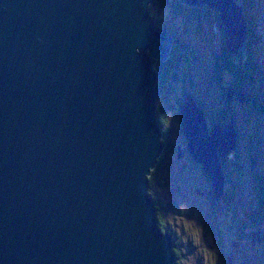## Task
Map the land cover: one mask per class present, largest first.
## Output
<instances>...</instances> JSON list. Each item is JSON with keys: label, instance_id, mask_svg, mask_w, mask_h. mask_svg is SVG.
<instances>
[{"label": "water", "instance_id": "1", "mask_svg": "<svg viewBox=\"0 0 264 264\" xmlns=\"http://www.w3.org/2000/svg\"><path fill=\"white\" fill-rule=\"evenodd\" d=\"M150 1L0 0V264H175L148 193L163 147L152 61L173 38ZM179 1L217 12L240 63L241 3ZM179 108L218 200L234 119L207 125L191 92Z\"/></svg>", "mask_w": 264, "mask_h": 264}, {"label": "rangeland", "instance_id": "2", "mask_svg": "<svg viewBox=\"0 0 264 264\" xmlns=\"http://www.w3.org/2000/svg\"><path fill=\"white\" fill-rule=\"evenodd\" d=\"M250 4L247 11L252 19L251 45L257 64L254 71L256 83L244 86L246 96L243 99L231 94L228 95L230 100L224 97L229 105L227 115L232 112L231 116L234 117L233 122L238 130V159L243 167V171L238 172L234 166H226L230 178L229 183L225 184L226 192L231 194L235 210H241L243 205H248L246 208L253 205L255 187L264 180V109H254L249 102L250 97L253 96L252 100L259 96L264 105V0H252ZM217 29L218 24L209 21L201 27L199 35L193 31L191 35L181 32L183 39L193 50H182L183 57L176 67V77L171 84L173 95L181 96L194 89L208 107H213V103L224 106L218 93L219 87L215 85L217 82L214 81L213 70L209 68L214 64L213 57L218 52V44L220 45L221 37H217ZM232 60L239 65L238 61ZM223 72L221 81L227 92L233 80L228 72ZM191 82L192 89H189ZM181 136L177 133L176 140L180 144L183 143ZM231 159L234 158L230 157L225 162ZM201 176L198 166L184 165L178 170L177 165H174V186H171V192L168 191V185L159 191V196L163 199L168 194L177 197L178 209L182 211L175 219L180 236L176 239V246L178 245L181 253L179 263L221 264L222 260H229L231 257L235 259V264H242L241 261L246 264H264V217L254 224H251V220L246 221L243 216H238L239 223L232 222L225 203L220 200V204H216L217 199L212 196L214 202L211 204L197 192V189L202 191L205 187ZM261 184L264 193V182ZM180 220L183 225H179Z\"/></svg>", "mask_w": 264, "mask_h": 264}, {"label": "trees", "instance_id": "3", "mask_svg": "<svg viewBox=\"0 0 264 264\" xmlns=\"http://www.w3.org/2000/svg\"><path fill=\"white\" fill-rule=\"evenodd\" d=\"M240 1L242 2L245 11L248 36L245 45V56L240 61L239 65L232 60L231 56L229 55L225 47L224 33L222 27L220 26L221 24L219 22L217 12L213 11L207 6H188L180 2L179 0H151L149 2L148 9L151 18L154 20L156 24L166 26L169 32L173 36L167 58L163 61H158L156 59H153L152 61L153 68L157 72L156 82L159 90V98L156 106V116H157V122L160 124L161 129L163 130L162 143L164 147L162 152L159 154V157L157 158V162L155 163L154 167L151 169L150 174L148 175V181H149L148 193L151 196V199L153 200L155 207L157 208L156 218L161 230H164V226H166L167 224H166L165 216L163 217L162 216L163 214H161L160 212L161 207H163L164 199L159 196V191L157 189L158 187L156 181L157 179L158 181L161 180L164 181L162 175L165 173V170L169 166V161L166 160L165 158L168 152L167 146H165L166 139H167V143L169 141L170 144V136H172L170 134L171 126L168 123L169 121L168 115L172 116L173 118H176L177 120L180 119L179 107L183 96V95L181 96L173 95V89L171 84L173 82L172 80H174L176 77V73H174L176 67L178 66L180 59L183 57L182 50L183 49H187L188 51L193 50L192 47H190L188 43L183 39L181 32H184L183 34L186 35H191L193 31L194 33H197L199 35L201 34V27L204 24L209 23V21L218 24L216 35L217 37L218 35H220L221 37V40L219 41L220 45L218 44L219 47L218 52L213 57L215 58L214 64L209 68L213 70L212 74L214 76V81L217 82L215 83V85L216 86L218 85L219 87L218 93L221 96V99H223L224 101V106H221V104L214 105L213 103V107L211 108L208 107L207 105H205L201 97L194 92V89H192V82L188 85V87L189 89H192L191 92L194 95L196 105L201 107V109L203 110L206 117L207 125H210L212 121H217V122L228 121L229 118L232 117L231 116L232 112L231 115L229 116L227 115V112L229 111L228 109L229 105L225 101V99L227 100V92H226V88L224 89V86H222L223 82L221 81L222 74L224 73L223 71L228 72L232 76L233 84L229 88L227 86V88L229 89L230 94L233 96L241 95L245 97L246 93H244L243 91L244 86L246 85L250 86L249 84L256 83V80L254 78L255 76L254 71L257 69V64L255 60L254 49L251 45V39L253 36V31L251 28L252 19L247 11V8H250L251 5L250 1L252 0H240ZM178 21H180V23H178ZM252 97L249 98V102L250 104H252L253 108L263 110L264 105H262V100H260L259 96L257 98L255 97L252 100H250ZM232 118L234 119V117ZM177 125L178 122L177 123L175 122L173 124L174 127H177ZM235 130L237 134L236 152L234 153V159L227 161L228 163L222 162V170L225 174L224 188H223V194L218 198V200H216L217 201L216 204H220V200L221 202L226 204L227 208L231 213L230 218L232 222L239 223L240 219L238 216H243L246 221L251 220V224H254L259 222L264 217V193L262 190L263 185L261 184L262 182H264V180L262 179V182L260 183L261 186L257 185L255 187V195L252 203L253 205L250 208H246L248 207V205L247 206L243 205L241 210H235V206L232 201V198H230L231 194L226 192L227 185L225 186V184L226 182L229 183L230 181V178L228 177L227 174L226 166L232 165L237 169L238 172L243 171V167L239 163V159H238L240 144L238 140V130L236 127ZM207 192L210 198L209 202H211L212 204L214 201L212 200L213 195H212L211 187L207 190ZM164 208L166 212L169 214L170 212H175V211L181 213L180 210L177 208V205L173 201L167 202L166 205H164ZM242 213L244 215H242ZM170 226H172V224H170ZM168 231L171 235L170 228H168ZM179 249L173 246V250L176 255L175 264H180L178 261L179 257L181 256L179 255L180 253ZM234 262L235 259H232L230 257L229 260L227 259L222 260L221 264H235ZM241 263L246 264L242 261Z\"/></svg>", "mask_w": 264, "mask_h": 264}, {"label": "flooded vegetation", "instance_id": "4", "mask_svg": "<svg viewBox=\"0 0 264 264\" xmlns=\"http://www.w3.org/2000/svg\"><path fill=\"white\" fill-rule=\"evenodd\" d=\"M168 123L169 125L171 126L170 129H171V135L170 136V144H169V141L167 143V139H166V145L167 146V154L165 156L166 160L169 161V166L167 167V169L165 170V173L162 175L164 181H156L157 183V189L158 191L162 190L163 188H165L167 185L169 186L168 187V191L171 192V186L174 185L172 183V171L174 169V165H177V168L178 170H181L182 166L185 165V167H187L188 165H191L193 167L195 166H198V168L200 169V174L202 175L201 176V179L202 181L205 183V187L203 188V190H199L197 189V192L200 193L201 196H203V198L207 201L209 200V195H208V192L207 190L211 187L210 186V182H209V179L206 175V173L203 171L202 167L200 166V164L194 162L186 148V145H185V139H184V136H183V133H182V130H181V120H177L176 118H173L172 116H169L168 115ZM177 123L178 122V125H177V130H176V127L173 126L174 123ZM174 127V128H173ZM163 131V130H162ZM177 133H180L182 136V144L178 143L177 140H176V136H177ZM164 147V146H163ZM163 150V148H162ZM162 152V151H161ZM164 158V159H165ZM174 159L176 161H174ZM228 163V162H227ZM160 184V185H159ZM209 184V186H208ZM159 185V186H158ZM176 188L178 187V184H176L175 186ZM174 187V188H175ZM208 187V188H207ZM169 201H173L175 202V204L177 205V208L179 206V202L177 200V197H173L172 194H168L167 196H164V202H163V207H161V214H163L162 216L166 218V226H164V230H166L167 232L168 231V228H170L171 230V236L173 238V246L178 247V245L176 246V239H178L180 236L178 234V231H177V223H176V215L177 214H181L177 211L175 212H170L167 213L165 208H164V205H166L167 202ZM182 212V211H180ZM170 224H172V226H170ZM179 225H183V222L182 220H180V224ZM181 233V232H180ZM170 234V233H169ZM180 250V249H179ZM181 255V253H180Z\"/></svg>", "mask_w": 264, "mask_h": 264}, {"label": "bare ground", "instance_id": "5", "mask_svg": "<svg viewBox=\"0 0 264 264\" xmlns=\"http://www.w3.org/2000/svg\"><path fill=\"white\" fill-rule=\"evenodd\" d=\"M200 99V98H199ZM250 208V207H249Z\"/></svg>", "mask_w": 264, "mask_h": 264}]
</instances>
